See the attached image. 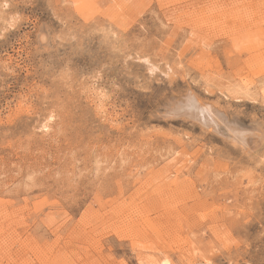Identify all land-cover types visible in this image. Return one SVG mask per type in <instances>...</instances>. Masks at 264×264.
Instances as JSON below:
<instances>
[{
	"label": "rangeland",
	"instance_id": "obj_1",
	"mask_svg": "<svg viewBox=\"0 0 264 264\" xmlns=\"http://www.w3.org/2000/svg\"><path fill=\"white\" fill-rule=\"evenodd\" d=\"M262 87L264 0H0V264H264Z\"/></svg>",
	"mask_w": 264,
	"mask_h": 264
},
{
	"label": "bare ground",
	"instance_id": "obj_2",
	"mask_svg": "<svg viewBox=\"0 0 264 264\" xmlns=\"http://www.w3.org/2000/svg\"><path fill=\"white\" fill-rule=\"evenodd\" d=\"M261 97L263 98L264 100V87L261 88V93H260ZM176 105V104H175ZM42 189V188H41ZM19 207V206H18ZM160 264H165V262H160Z\"/></svg>",
	"mask_w": 264,
	"mask_h": 264
}]
</instances>
